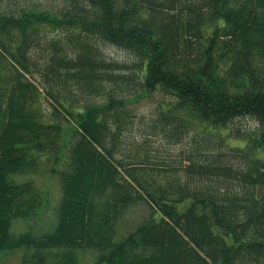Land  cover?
Segmentation results:
<instances>
[{
    "label": "trees",
    "instance_id": "1",
    "mask_svg": "<svg viewBox=\"0 0 264 264\" xmlns=\"http://www.w3.org/2000/svg\"><path fill=\"white\" fill-rule=\"evenodd\" d=\"M62 1L60 12L27 4L0 12V253L25 249L22 264H82L84 251L95 254L93 264H264V158L233 164L219 155L204 166L189 158L187 173L209 182L150 183L133 164L115 160L129 100L113 95L102 105L74 107L52 90L54 117H45L41 94L25 77L36 68L33 48L48 33L64 32L78 52L52 57L46 81L74 80L95 91L105 73L124 68L101 56L100 42L137 61V99H171L162 124L219 131L248 117L259 129L235 149L259 153L264 0ZM41 177L58 182L57 225L40 236L15 234L16 222L46 208ZM138 203L150 215L120 233Z\"/></svg>",
    "mask_w": 264,
    "mask_h": 264
},
{
    "label": "rangeland",
    "instance_id": "2",
    "mask_svg": "<svg viewBox=\"0 0 264 264\" xmlns=\"http://www.w3.org/2000/svg\"><path fill=\"white\" fill-rule=\"evenodd\" d=\"M18 4H27L54 12H60L66 7L62 0H0V12L6 6ZM44 38L43 43L32 50L36 68L25 76L41 94L40 101L44 116L54 117L53 104L55 103L48 95V92L52 90L58 91L59 96L62 95V99L70 101L74 107L102 105L107 102V97L113 95L120 101L129 100L124 107L127 124L124 123L123 131L117 134L119 140L115 160L128 165L133 164L148 182L153 183L152 180H154L164 187L168 185L178 187L189 181L188 185L192 188L209 182L208 177L202 182L192 179L194 175L187 173L190 165L189 158L203 166L212 163L210 158L219 155L227 156L233 164H238L247 158V155L249 160L264 158V151L257 153L250 147L246 148L247 152L235 149L245 148L247 139L258 131V123L251 118L237 119L227 129L223 128L219 131L207 129L197 123L186 124L184 128H177L172 123L162 124L160 121L171 99L159 93L148 98L137 99L140 91L136 90L132 83V70L136 67L137 61L124 51L103 43L94 42L101 56L124 68L122 71L105 73L100 88L95 91L89 90L84 83L74 80L62 81V84L47 82L45 67L51 65V58L62 54L74 57L79 48L70 43L69 35L64 32L56 34L50 32ZM54 44L59 47L57 51L52 48ZM59 114L62 115L61 110ZM60 115L56 119L63 122ZM112 129L114 132L117 131L115 125H112ZM233 148L235 150H232ZM57 183L47 177L37 179L36 184L48 191L47 209L44 208L31 220L16 222L12 228L13 233L30 231L40 236L57 225L56 212L61 197ZM149 215V208L144 203L131 207L123 218L119 228L120 233L127 232V235ZM120 233L118 232L115 242H119L122 238ZM25 253V249L4 251L0 253V264H22ZM78 256L82 264H93L95 260V254L91 251L80 252Z\"/></svg>",
    "mask_w": 264,
    "mask_h": 264
}]
</instances>
